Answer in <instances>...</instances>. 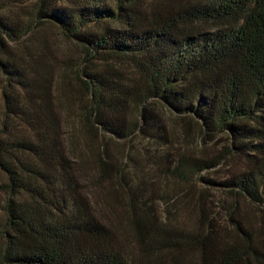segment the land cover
<instances>
[{
  "label": "trees",
  "instance_id": "16d2710c",
  "mask_svg": "<svg viewBox=\"0 0 264 264\" xmlns=\"http://www.w3.org/2000/svg\"><path fill=\"white\" fill-rule=\"evenodd\" d=\"M46 24L82 49L69 71L89 96L92 129L163 140L150 104L160 103L198 125L202 143L219 134L231 142L209 158L182 154L169 173L213 185L200 174L238 157L244 168L222 188L264 207V0H0L9 42ZM5 48L1 38L0 264H264L263 225L254 235L235 221L222 233L202 214L179 229L132 193L120 222L100 218L65 151L51 61L43 50L27 58L28 48ZM129 107L141 120L126 118ZM101 165L109 178L114 165Z\"/></svg>",
  "mask_w": 264,
  "mask_h": 264
},
{
  "label": "rangeland",
  "instance_id": "374dc122",
  "mask_svg": "<svg viewBox=\"0 0 264 264\" xmlns=\"http://www.w3.org/2000/svg\"><path fill=\"white\" fill-rule=\"evenodd\" d=\"M32 34L16 43L9 42L4 35L0 39L5 43L6 51L17 49L20 52L19 49L28 48L22 54L28 58L43 50L45 58L51 61L53 98L61 120L60 131L65 151L100 218L108 216L116 223L120 222L121 213L128 211L129 198L133 194L146 199L161 222L179 229L192 230L202 214L212 217L222 233L225 230L233 233L235 221L241 222L254 235L261 225L264 226L263 206L250 202L242 195L230 194L221 186L230 174L244 168V163L238 157H228L219 167L200 174V177L216 183L213 185L199 178L184 183L169 173L180 155L191 154L201 158L215 156L230 147L229 137L219 134L214 140L202 143L198 125L191 123L188 127L176 114L157 102L150 104L152 113L160 119L166 133L163 140L151 141L137 134L122 142L110 138L101 130L92 129L85 118L89 96L75 74L69 71L82 59L81 47L68 40L52 24L43 25ZM63 72L66 73L65 78ZM3 86L4 78L0 73V94ZM126 118L139 121L140 111L136 107H129ZM101 161L114 165L110 168L109 178L103 175ZM2 179L0 172V181ZM112 193L117 198L110 202L108 196ZM3 200L4 194L0 192V205ZM125 236L128 237V234L125 233ZM126 246L130 248V243H126Z\"/></svg>",
  "mask_w": 264,
  "mask_h": 264
}]
</instances>
